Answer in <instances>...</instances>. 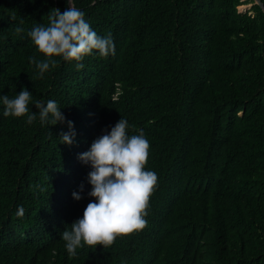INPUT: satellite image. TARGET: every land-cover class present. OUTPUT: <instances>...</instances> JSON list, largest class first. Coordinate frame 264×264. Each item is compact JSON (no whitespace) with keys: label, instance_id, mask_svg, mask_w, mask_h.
<instances>
[{"label":"trees","instance_id":"16d2710c","mask_svg":"<svg viewBox=\"0 0 264 264\" xmlns=\"http://www.w3.org/2000/svg\"><path fill=\"white\" fill-rule=\"evenodd\" d=\"M264 4V0H261ZM115 55L44 60L27 33L66 0H0V96L54 100L67 124L3 116L0 264H264V12L255 0H73ZM252 3L249 9L238 6ZM23 29L21 33L16 28ZM150 143L158 176L146 226L69 258L61 232L82 218L90 166L79 154L121 118ZM61 143V144H60ZM83 184L84 190L80 192ZM73 192H80L77 201ZM24 216H16L19 206Z\"/></svg>","mask_w":264,"mask_h":264},{"label":"clouds","instance_id":"9594fccd","mask_svg":"<svg viewBox=\"0 0 264 264\" xmlns=\"http://www.w3.org/2000/svg\"><path fill=\"white\" fill-rule=\"evenodd\" d=\"M63 12L52 8L48 14L47 25L37 23L28 31L32 43L46 59L29 57L30 63L38 69L43 78L51 67H55L54 57L65 62H76L77 70L84 67L82 61L94 53L102 58L115 55V43L111 33L100 36L85 18V13L76 7L73 0H66ZM93 5L95 0H92ZM23 29L16 28L17 33ZM32 92L24 88L14 97L0 96L4 117H27L32 124L37 115L41 124H67L68 131H61L58 138L61 143L71 146L77 135L72 121H68L54 100L36 101L37 113H30ZM129 124L123 117L104 129L92 143L89 150L79 154L78 159L91 167L88 183L91 190L87 195L94 198L84 209L82 218L67 225L61 232L69 258L77 255V249L85 245L95 247L111 246L118 236H126L143 229L147 220L150 196L153 193L158 176L154 171L145 170L150 143L143 131L129 135ZM60 143V144H61ZM83 184L80 192H83ZM80 192H73L77 201L83 199ZM23 217L25 210L19 206L15 213Z\"/></svg>","mask_w":264,"mask_h":264},{"label":"rangeland","instance_id":"374dc122","mask_svg":"<svg viewBox=\"0 0 264 264\" xmlns=\"http://www.w3.org/2000/svg\"><path fill=\"white\" fill-rule=\"evenodd\" d=\"M252 3H243L241 5L238 6V10L239 11H244L246 9H249L251 7Z\"/></svg>","mask_w":264,"mask_h":264},{"label":"water","instance_id":"95a60500","mask_svg":"<svg viewBox=\"0 0 264 264\" xmlns=\"http://www.w3.org/2000/svg\"><path fill=\"white\" fill-rule=\"evenodd\" d=\"M255 2L260 5V7L262 8L264 12V4L261 2V0H255Z\"/></svg>","mask_w":264,"mask_h":264}]
</instances>
